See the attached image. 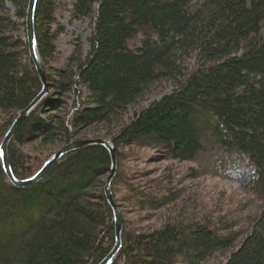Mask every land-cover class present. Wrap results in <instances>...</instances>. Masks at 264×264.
Listing matches in <instances>:
<instances>
[{"label":"trees","instance_id":"16d2710c","mask_svg":"<svg viewBox=\"0 0 264 264\" xmlns=\"http://www.w3.org/2000/svg\"><path fill=\"white\" fill-rule=\"evenodd\" d=\"M28 1L0 0V144L43 87L28 51ZM59 11L86 21L89 35L55 67ZM263 28L264 0H35L47 92L8 143L13 176L32 177L75 140L108 139L122 222L111 264H264ZM139 149L195 164L187 180L234 175L242 198L197 204L166 169L130 167ZM110 166L104 146L88 145L18 187L0 157V264H99L115 242Z\"/></svg>","mask_w":264,"mask_h":264},{"label":"rangeland","instance_id":"374dc122","mask_svg":"<svg viewBox=\"0 0 264 264\" xmlns=\"http://www.w3.org/2000/svg\"><path fill=\"white\" fill-rule=\"evenodd\" d=\"M57 20L63 26L64 32L57 37V59L55 62V67H60L64 64L66 58L73 51V45L75 42L82 43L84 49L87 48L86 38L89 35V27L84 20L71 21L69 16L64 11H59L57 13ZM264 32V28H263ZM151 99V98H149ZM148 99V100H149ZM126 154L128 151H125ZM151 150L139 149L136 150L133 155L128 153L126 163L130 167L146 168L151 172L150 176L160 175L163 171L167 170V173H171L174 180H181V186L184 189V195H189L195 203L211 204L210 202L221 201L224 203H232L238 201L242 198V192L240 190L239 179L234 175H229V177H211L204 176L198 179L187 180L184 179V173L187 171L190 163H176L171 161H152L150 158ZM237 163V162H236ZM239 171L243 174L244 170L247 168L245 162H238ZM166 169V170H164ZM136 170V169H134ZM244 198L245 195H244ZM142 213H126V218L131 222H138L139 224H146L147 221L142 218Z\"/></svg>","mask_w":264,"mask_h":264},{"label":"water","instance_id":"95a60500","mask_svg":"<svg viewBox=\"0 0 264 264\" xmlns=\"http://www.w3.org/2000/svg\"><path fill=\"white\" fill-rule=\"evenodd\" d=\"M34 4H35V0L28 1L26 19H25V29H26V37H27L29 55L35 66V69L40 78V81L42 82L43 87H42L41 92L23 110H21L18 113V116L14 120L10 129L5 134L0 144V157L2 159L3 168H4L6 176L8 177L9 181L12 184L18 187H25V186H28L30 184H33L41 180L45 176L49 168L67 152L79 149L84 146L94 145V144L104 146L109 152V155L111 158V166H110V172L105 179L103 190H104L105 198L107 202L109 203L113 211V214H114L115 242L110 252L104 257V259L99 264H110L120 247V244H121L120 236H121V229H122L121 216H120L119 210L113 200V197L110 191V183L116 172V158H115L116 149L110 140L103 139V138H84V139H79V140L70 142L62 146L56 152H54V154L42 165V167L32 177L26 178V179L15 178L12 174V171L8 163L7 146H8L9 141L12 138V135L14 134L19 123L25 118V116L34 108V106L39 102V100L47 92V83H46V75H45L44 66L35 51L34 29H33Z\"/></svg>","mask_w":264,"mask_h":264},{"label":"bare ground","instance_id":"6f19581e","mask_svg":"<svg viewBox=\"0 0 264 264\" xmlns=\"http://www.w3.org/2000/svg\"><path fill=\"white\" fill-rule=\"evenodd\" d=\"M112 262V261H111ZM111 264V263H110Z\"/></svg>","mask_w":264,"mask_h":264}]
</instances>
